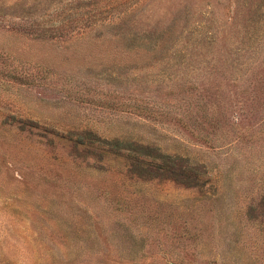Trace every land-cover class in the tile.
Returning <instances> with one entry per match:
<instances>
[{
	"label": "rangeland",
	"instance_id": "obj_1",
	"mask_svg": "<svg viewBox=\"0 0 264 264\" xmlns=\"http://www.w3.org/2000/svg\"><path fill=\"white\" fill-rule=\"evenodd\" d=\"M0 264H264V0H0Z\"/></svg>",
	"mask_w": 264,
	"mask_h": 264
}]
</instances>
